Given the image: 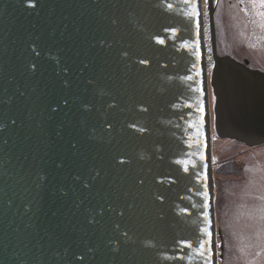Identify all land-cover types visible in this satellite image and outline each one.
<instances>
[{
    "label": "water",
    "instance_id": "obj_1",
    "mask_svg": "<svg viewBox=\"0 0 264 264\" xmlns=\"http://www.w3.org/2000/svg\"><path fill=\"white\" fill-rule=\"evenodd\" d=\"M214 5L206 81L199 0H0V264H216L208 88L264 143V72Z\"/></svg>",
    "mask_w": 264,
    "mask_h": 264
},
{
    "label": "rangeland",
    "instance_id": "obj_2",
    "mask_svg": "<svg viewBox=\"0 0 264 264\" xmlns=\"http://www.w3.org/2000/svg\"><path fill=\"white\" fill-rule=\"evenodd\" d=\"M213 29L218 55L264 72V0H215ZM211 120L210 113L216 263L264 264V143L218 138Z\"/></svg>",
    "mask_w": 264,
    "mask_h": 264
},
{
    "label": "bare ground",
    "instance_id": "obj_3",
    "mask_svg": "<svg viewBox=\"0 0 264 264\" xmlns=\"http://www.w3.org/2000/svg\"><path fill=\"white\" fill-rule=\"evenodd\" d=\"M203 1L205 0H199V36H200V47H201V67L203 69V75L205 77V80L207 81L208 78V69H210L211 64H212V59L209 55V46H208V41H207V17H206V12L203 9ZM205 6V5H204ZM208 109H209V121H210V104L208 100ZM210 125V124H209ZM211 133H210V128H209V140L211 141ZM210 147L211 143L209 142V154H208V162L210 164V167L212 165V160L210 155ZM213 207H214V194H213ZM215 219V216H213ZM214 225H215V220H214ZM217 235L216 232L213 233V242H212V249L214 250V257L216 256L217 252ZM217 264V263H216Z\"/></svg>",
    "mask_w": 264,
    "mask_h": 264
},
{
    "label": "flooded vegetation",
    "instance_id": "obj_4",
    "mask_svg": "<svg viewBox=\"0 0 264 264\" xmlns=\"http://www.w3.org/2000/svg\"><path fill=\"white\" fill-rule=\"evenodd\" d=\"M257 34H261V32H258ZM258 36V35H257ZM259 37V36H258ZM248 66H249V63H248Z\"/></svg>",
    "mask_w": 264,
    "mask_h": 264
}]
</instances>
